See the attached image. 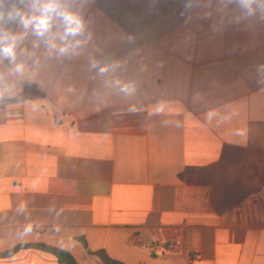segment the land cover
<instances>
[{"label":"crops","instance_id":"0c3cea01","mask_svg":"<svg viewBox=\"0 0 264 264\" xmlns=\"http://www.w3.org/2000/svg\"><path fill=\"white\" fill-rule=\"evenodd\" d=\"M66 6L84 20L78 49L29 31L24 71L0 65V253L264 264V19L228 0ZM156 240L167 257L151 256ZM0 264L59 263L22 250Z\"/></svg>","mask_w":264,"mask_h":264},{"label":"clouds","instance_id":"9594fccd","mask_svg":"<svg viewBox=\"0 0 264 264\" xmlns=\"http://www.w3.org/2000/svg\"><path fill=\"white\" fill-rule=\"evenodd\" d=\"M235 3L243 13L252 17L257 13L264 19V0H228ZM5 4L11 6L5 10ZM23 6V7H21ZM18 23L23 29L22 33H14L6 30V23ZM62 27V32L58 35H52L54 27ZM85 24L81 14L66 6V0H0V65L7 60L13 65L12 71L21 74L24 71V64L17 63L18 48L23 37L31 31L33 35L45 41L50 49L57 51L60 55L74 52L84 41L77 39L83 35ZM60 43L57 44L56 40ZM92 67L98 68L100 75H105L109 66L97 65L93 63ZM120 91L131 95L134 92V85L129 83L121 84ZM27 230V229H26Z\"/></svg>","mask_w":264,"mask_h":264},{"label":"trees","instance_id":"16d2710c","mask_svg":"<svg viewBox=\"0 0 264 264\" xmlns=\"http://www.w3.org/2000/svg\"><path fill=\"white\" fill-rule=\"evenodd\" d=\"M22 250H36L52 255L59 264H78L71 253L65 250L54 248L46 244H22L13 249L0 253V260L10 259ZM100 258L103 264H121L110 259L105 253L92 254Z\"/></svg>","mask_w":264,"mask_h":264},{"label":"built area","instance_id":"2783aa9c","mask_svg":"<svg viewBox=\"0 0 264 264\" xmlns=\"http://www.w3.org/2000/svg\"><path fill=\"white\" fill-rule=\"evenodd\" d=\"M172 248H173L172 244L158 240L152 242L148 247L151 256L154 258L167 257L169 252L172 250Z\"/></svg>","mask_w":264,"mask_h":264}]
</instances>
